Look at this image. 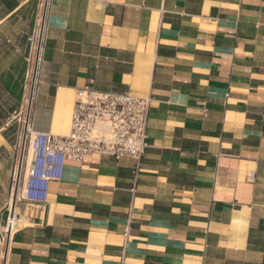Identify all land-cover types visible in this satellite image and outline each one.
<instances>
[{
	"label": "crops",
	"instance_id": "1",
	"mask_svg": "<svg viewBox=\"0 0 264 264\" xmlns=\"http://www.w3.org/2000/svg\"><path fill=\"white\" fill-rule=\"evenodd\" d=\"M41 0H0V224L15 152L6 102ZM79 88L149 97L147 148L66 162L0 264H264V0H50L30 109L67 135ZM253 174V177H252Z\"/></svg>",
	"mask_w": 264,
	"mask_h": 264
},
{
	"label": "built area",
	"instance_id": "2",
	"mask_svg": "<svg viewBox=\"0 0 264 264\" xmlns=\"http://www.w3.org/2000/svg\"><path fill=\"white\" fill-rule=\"evenodd\" d=\"M49 3L50 0H41L38 23L29 39L30 57L36 60L34 89L41 67ZM150 104L149 97L130 91L105 92L79 88L76 91L71 130L67 135L35 132L30 126L28 113L25 119L27 130L24 139H21L23 149L14 165L5 206L6 217L4 223L0 224V246L4 255L9 240L22 220V216L16 213L17 203L45 208L49 203L50 183L62 178L66 162H81L89 155L111 156L116 160L129 157L136 161V170H139L147 148Z\"/></svg>",
	"mask_w": 264,
	"mask_h": 264
},
{
	"label": "rangeland",
	"instance_id": "3",
	"mask_svg": "<svg viewBox=\"0 0 264 264\" xmlns=\"http://www.w3.org/2000/svg\"><path fill=\"white\" fill-rule=\"evenodd\" d=\"M35 63L36 60L34 59V57H30L29 54V60L27 66L24 69V74L19 77V82L12 84V90L15 92V94H12V97L9 96L8 99H5L6 102L18 106L16 113H13V115L10 116V118L6 121L13 139V150L15 152L14 165L16 160L18 159V155L23 149V142L21 140L25 137V131H23V127L24 125H26L25 119L31 109V104L34 96H31V90L33 87V79L35 75ZM30 153L32 154V151H30Z\"/></svg>",
	"mask_w": 264,
	"mask_h": 264
},
{
	"label": "bare ground",
	"instance_id": "4",
	"mask_svg": "<svg viewBox=\"0 0 264 264\" xmlns=\"http://www.w3.org/2000/svg\"><path fill=\"white\" fill-rule=\"evenodd\" d=\"M33 89H34V88L32 87V90H31V96L34 95V90H33ZM25 123H26V125H24V127H23V131H26V130H27V120H26ZM31 155H32V154L30 153V154H29V158H31Z\"/></svg>",
	"mask_w": 264,
	"mask_h": 264
},
{
	"label": "water",
	"instance_id": "5",
	"mask_svg": "<svg viewBox=\"0 0 264 264\" xmlns=\"http://www.w3.org/2000/svg\"><path fill=\"white\" fill-rule=\"evenodd\" d=\"M36 78V75L34 76V79Z\"/></svg>",
	"mask_w": 264,
	"mask_h": 264
}]
</instances>
